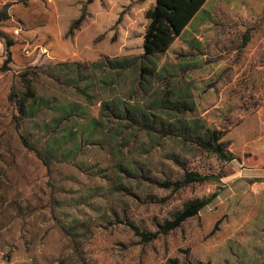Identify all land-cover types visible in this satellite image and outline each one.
Masks as SVG:
<instances>
[{
	"label": "rangeland",
	"instance_id": "obj_1",
	"mask_svg": "<svg viewBox=\"0 0 264 264\" xmlns=\"http://www.w3.org/2000/svg\"><path fill=\"white\" fill-rule=\"evenodd\" d=\"M153 4L0 0V264H264V0H209L142 83L104 60L143 53ZM73 61L88 67L70 82L58 63ZM27 71L43 99L30 117ZM206 128L234 159L205 148Z\"/></svg>",
	"mask_w": 264,
	"mask_h": 264
},
{
	"label": "trees",
	"instance_id": "obj_2",
	"mask_svg": "<svg viewBox=\"0 0 264 264\" xmlns=\"http://www.w3.org/2000/svg\"><path fill=\"white\" fill-rule=\"evenodd\" d=\"M208 0H155L153 6L145 12V17L147 20V26H145V31L143 35L142 48L143 53L134 61L129 58H106L105 67H109L113 71H122L125 69L132 70L133 66H138L135 69L137 72V79L144 83L148 80V74L156 73L153 69L154 64L145 62L146 60L154 59L158 55H163L167 52L174 41L181 37L185 32L186 28L191 24V22L196 19L203 11H205L204 6ZM4 16L0 13V20ZM83 21V15L74 21L70 28V32L73 28H76ZM7 45L10 46L11 41H6ZM139 63L137 64V61ZM90 65L98 67L103 65V62L94 61ZM58 66L60 70L64 72L66 77H69L70 82H75V77L71 76L72 73L77 72L81 75L84 71H87V61L79 62H59ZM135 68V67H134ZM86 76V74L84 75ZM144 81H141L142 79ZM21 79L25 85L24 91L18 99L19 111L23 116H32L37 112L41 105H43L42 97L37 95L36 86L33 79L30 77V73H21ZM12 98V96H11ZM165 109L181 111L186 109L185 102L176 103L174 101L165 99L163 101ZM100 122L97 119H93V124L97 127L100 126ZM198 139L202 140L205 148L224 159H234L235 156L232 153H226L223 148L219 146V142L222 138V133L217 130L206 128L202 131V134L197 135ZM186 179L191 182H201V181H213L216 178L215 175H202L199 173L189 172L186 175ZM221 189V188H220ZM220 191V190H218ZM218 191L210 194L208 197L202 199L197 198L192 201H187L183 209L178 213L177 222L171 223L169 228H175L180 223L186 221L189 217H194L200 210L208 206L217 196ZM156 233L152 234V238L156 237ZM66 264V263H63Z\"/></svg>",
	"mask_w": 264,
	"mask_h": 264
},
{
	"label": "crops",
	"instance_id": "obj_3",
	"mask_svg": "<svg viewBox=\"0 0 264 264\" xmlns=\"http://www.w3.org/2000/svg\"><path fill=\"white\" fill-rule=\"evenodd\" d=\"M3 1H5V0H3ZM208 2H209V0L206 2L205 6H204V9L206 8V5H207ZM154 3H155V0H154ZM196 18H197V17H196ZM19 19L22 20L23 18H19ZM22 21H23V20H22ZM40 22H41V21H38L37 24L39 25ZM42 22H45V21H42ZM192 22H193V21H192ZM192 22H191V23H192Z\"/></svg>",
	"mask_w": 264,
	"mask_h": 264
}]
</instances>
